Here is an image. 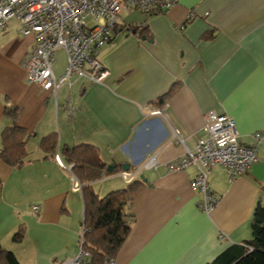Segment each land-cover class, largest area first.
<instances>
[{"label":"crops","instance_id":"obj_1","mask_svg":"<svg viewBox=\"0 0 264 264\" xmlns=\"http://www.w3.org/2000/svg\"><path fill=\"white\" fill-rule=\"evenodd\" d=\"M116 27L97 53L107 77L80 78L56 100L26 81L22 60L33 37L20 34L15 19L0 31V131L16 124L29 133L21 166L0 159V245L18 264H64L76 255L83 199L62 149L78 144L93 146L105 164L106 173L88 181L100 197L127 184L121 170L156 155L155 165L141 169L146 182L129 202L130 231L115 264H208L251 237L253 209L264 203V0H175L153 14L123 13ZM9 105L19 108L14 120L4 115ZM158 108L163 115L152 113ZM210 110L234 119L239 141L256 145L259 160L234 180L214 165L207 182L217 201L204 211L191 187L196 167L170 169L185 151L170 126L192 149L207 136ZM52 132L53 155L40 147Z\"/></svg>","mask_w":264,"mask_h":264},{"label":"built area","instance_id":"obj_2","mask_svg":"<svg viewBox=\"0 0 264 264\" xmlns=\"http://www.w3.org/2000/svg\"><path fill=\"white\" fill-rule=\"evenodd\" d=\"M175 0H0V31L7 27L9 20L15 19L19 33L31 35L33 45L23 56L26 81L37 84L50 92L55 100L63 86H69L78 79L92 83L102 82L108 70L97 58L98 50L107 44L121 14L138 10L143 14L155 13L168 8ZM193 12H190V17ZM62 49L66 55V66L61 74L52 69L56 51ZM66 109V105H65ZM75 107L67 104L68 115ZM163 115L161 108L152 111ZM204 130L207 136L196 140L189 149L178 128L170 126L172 139L184 147V154L171 165V170H180L190 164L196 167L191 187L201 194L200 209L210 210L217 201L212 193L207 177L211 168L222 165L230 180L243 175L250 165L259 160L256 145H246L239 141L235 121L225 113L213 110L205 114ZM256 138L261 134L256 132ZM57 162L63 166L58 155ZM156 155L152 154L144 164L133 170H121L122 179L128 183L139 178L141 169L155 165ZM72 163L67 165L71 169ZM74 189L79 182L73 176ZM39 205L32 211L38 212ZM83 229L78 237L77 253L64 264H86L88 252L82 247ZM104 264H115L113 258L105 259Z\"/></svg>","mask_w":264,"mask_h":264},{"label":"trees","instance_id":"obj_3","mask_svg":"<svg viewBox=\"0 0 264 264\" xmlns=\"http://www.w3.org/2000/svg\"><path fill=\"white\" fill-rule=\"evenodd\" d=\"M18 113L19 108L13 105L6 106L4 110V115L12 120ZM28 137L29 133L24 127L16 124L4 126L0 131V159L10 166H21L26 161L25 145ZM56 146L55 132L45 135L40 141V147L48 154L53 155ZM62 153L65 160L72 163L71 171L79 181L82 192V247L88 252L86 264H104L105 259L114 258L130 231L132 213L129 211V202L144 182L133 180L100 197L88 184V181L106 173L105 164L94 147L78 144L70 148L63 147ZM250 229L249 239L226 247L208 264H264V203H257L254 207ZM21 237V230L12 236L15 241ZM0 264H18L14 253L1 245Z\"/></svg>","mask_w":264,"mask_h":264},{"label":"rangeland","instance_id":"obj_4","mask_svg":"<svg viewBox=\"0 0 264 264\" xmlns=\"http://www.w3.org/2000/svg\"><path fill=\"white\" fill-rule=\"evenodd\" d=\"M53 67L56 71L63 69L66 66V55L62 49H58L55 54Z\"/></svg>","mask_w":264,"mask_h":264},{"label":"water","instance_id":"obj_5","mask_svg":"<svg viewBox=\"0 0 264 264\" xmlns=\"http://www.w3.org/2000/svg\"><path fill=\"white\" fill-rule=\"evenodd\" d=\"M126 167V166H125ZM108 170H111V168L109 167ZM140 180L143 181V182H146V179L143 178L142 176H140Z\"/></svg>","mask_w":264,"mask_h":264}]
</instances>
